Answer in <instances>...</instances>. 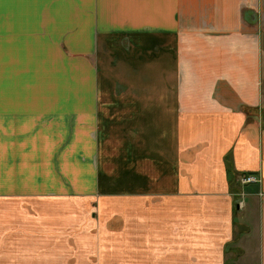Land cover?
Instances as JSON below:
<instances>
[{"label": "crops", "instance_id": "crops-1", "mask_svg": "<svg viewBox=\"0 0 264 264\" xmlns=\"http://www.w3.org/2000/svg\"><path fill=\"white\" fill-rule=\"evenodd\" d=\"M0 243L264 264V0H0Z\"/></svg>", "mask_w": 264, "mask_h": 264}, {"label": "rangeland", "instance_id": "rangeland-1", "mask_svg": "<svg viewBox=\"0 0 264 264\" xmlns=\"http://www.w3.org/2000/svg\"><path fill=\"white\" fill-rule=\"evenodd\" d=\"M241 199V198H240ZM241 229V227L239 226ZM237 231H239L237 229ZM29 239V238H23ZM0 243V255H21L26 257H43L47 256L54 259H69V261L75 264H79L82 261H89L87 257L95 256L96 243ZM256 243H244L246 251L249 252L256 261L255 250ZM13 246H16L15 248ZM255 246V247H254ZM254 247V248H253ZM243 251V250H241ZM235 260L237 259V255ZM110 256V255H109ZM93 261V260H92Z\"/></svg>", "mask_w": 264, "mask_h": 264}, {"label": "built area", "instance_id": "built-area-1", "mask_svg": "<svg viewBox=\"0 0 264 264\" xmlns=\"http://www.w3.org/2000/svg\"><path fill=\"white\" fill-rule=\"evenodd\" d=\"M243 181V184H249V183H252V182H257L258 179L255 177V176H248L244 179H242Z\"/></svg>", "mask_w": 264, "mask_h": 264}, {"label": "trees", "instance_id": "trees-1", "mask_svg": "<svg viewBox=\"0 0 264 264\" xmlns=\"http://www.w3.org/2000/svg\"><path fill=\"white\" fill-rule=\"evenodd\" d=\"M225 264H233V263H231V262H226Z\"/></svg>", "mask_w": 264, "mask_h": 264}]
</instances>
